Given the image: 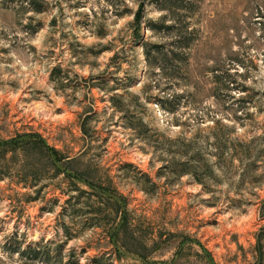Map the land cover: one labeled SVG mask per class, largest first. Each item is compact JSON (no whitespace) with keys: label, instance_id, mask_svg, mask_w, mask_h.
I'll return each instance as SVG.
<instances>
[{"label":"rangeland","instance_id":"374dc122","mask_svg":"<svg viewBox=\"0 0 264 264\" xmlns=\"http://www.w3.org/2000/svg\"><path fill=\"white\" fill-rule=\"evenodd\" d=\"M0 264H264V0H0Z\"/></svg>","mask_w":264,"mask_h":264},{"label":"trees","instance_id":"16d2710c","mask_svg":"<svg viewBox=\"0 0 264 264\" xmlns=\"http://www.w3.org/2000/svg\"><path fill=\"white\" fill-rule=\"evenodd\" d=\"M139 18H140V12L137 11L136 16L134 21L136 23L139 22ZM147 53V51H146ZM148 54V53H147ZM31 135V139L32 141L35 143V145H37L39 147V149L42 152H47L49 155L50 154H55V153H59V151L53 146L50 145L48 143H46L45 139L43 137H41L39 134H29ZM54 158H56L54 156ZM53 163L57 164V160L52 159ZM57 162V163H56ZM74 185V189L76 191H78V194H70L71 198L72 196L74 197H84V199L82 200V202H87L90 198L91 194L97 195L98 197H100V202L98 205H96L95 207H89V209L87 210V212H89L90 215L87 216L88 219H90V224H98L97 221H93L94 218L98 217L99 214L104 213V216H108V214H110L111 217V223L110 225L113 226L114 222L116 221V216H120V214L122 213L121 217L124 220H126V216H125V211L123 210V205H124V197L120 194H111L110 192H112V190H110L109 188L106 187H102L101 185H95L94 183L92 184L94 187H98L100 189H102L103 192H108L106 193L107 195H103V193H97V191L95 190H87L85 188H81L78 185H76V183L73 182ZM109 196V197H108ZM110 197H113L114 200H111ZM111 212V213H110ZM111 232V231H109ZM117 233V232H116Z\"/></svg>","mask_w":264,"mask_h":264}]
</instances>
